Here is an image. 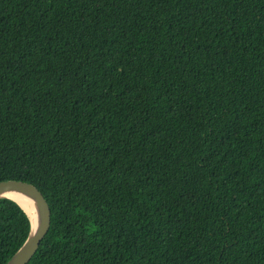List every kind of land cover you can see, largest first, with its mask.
<instances>
[{
	"label": "trees",
	"instance_id": "1",
	"mask_svg": "<svg viewBox=\"0 0 264 264\" xmlns=\"http://www.w3.org/2000/svg\"><path fill=\"white\" fill-rule=\"evenodd\" d=\"M8 180L28 264H264V0H0ZM29 230L0 199V264Z\"/></svg>",
	"mask_w": 264,
	"mask_h": 264
},
{
	"label": "water",
	"instance_id": "2",
	"mask_svg": "<svg viewBox=\"0 0 264 264\" xmlns=\"http://www.w3.org/2000/svg\"><path fill=\"white\" fill-rule=\"evenodd\" d=\"M11 195H20L29 200L35 208V219L28 215L25 208L12 199ZM15 202L26 214L30 222L28 237L6 264H28L50 228L51 211L42 193L33 185L21 181L0 182V199Z\"/></svg>",
	"mask_w": 264,
	"mask_h": 264
},
{
	"label": "bare ground",
	"instance_id": "3",
	"mask_svg": "<svg viewBox=\"0 0 264 264\" xmlns=\"http://www.w3.org/2000/svg\"><path fill=\"white\" fill-rule=\"evenodd\" d=\"M10 197L14 199L17 203H19L22 207H24L28 215L35 219L36 217L35 208L33 204L29 202L28 199L20 195H11Z\"/></svg>",
	"mask_w": 264,
	"mask_h": 264
}]
</instances>
